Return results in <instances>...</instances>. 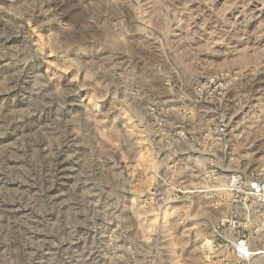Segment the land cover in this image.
I'll return each instance as SVG.
<instances>
[{
    "label": "rangeland",
    "instance_id": "1",
    "mask_svg": "<svg viewBox=\"0 0 264 264\" xmlns=\"http://www.w3.org/2000/svg\"><path fill=\"white\" fill-rule=\"evenodd\" d=\"M255 171L264 0H0V264H264Z\"/></svg>",
    "mask_w": 264,
    "mask_h": 264
},
{
    "label": "built area",
    "instance_id": "2",
    "mask_svg": "<svg viewBox=\"0 0 264 264\" xmlns=\"http://www.w3.org/2000/svg\"><path fill=\"white\" fill-rule=\"evenodd\" d=\"M247 189L248 194L251 197V206H260L264 209V178L259 177V175L256 174V171L252 172L251 177H249ZM237 227L241 228L243 226H241L240 222H237ZM246 242L244 236L238 237L235 249L239 258H251L257 255H264V249H251Z\"/></svg>",
    "mask_w": 264,
    "mask_h": 264
},
{
    "label": "bare ground",
    "instance_id": "3",
    "mask_svg": "<svg viewBox=\"0 0 264 264\" xmlns=\"http://www.w3.org/2000/svg\"><path fill=\"white\" fill-rule=\"evenodd\" d=\"M169 213V208H167V210L165 211V215H167Z\"/></svg>",
    "mask_w": 264,
    "mask_h": 264
}]
</instances>
